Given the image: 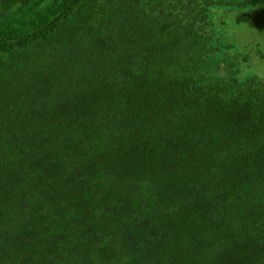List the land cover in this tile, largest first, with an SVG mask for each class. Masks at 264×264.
Segmentation results:
<instances>
[{
    "label": "trees",
    "instance_id": "trees-1",
    "mask_svg": "<svg viewBox=\"0 0 264 264\" xmlns=\"http://www.w3.org/2000/svg\"><path fill=\"white\" fill-rule=\"evenodd\" d=\"M264 0H0V264H264Z\"/></svg>",
    "mask_w": 264,
    "mask_h": 264
},
{
    "label": "rangeland",
    "instance_id": "rangeland-1",
    "mask_svg": "<svg viewBox=\"0 0 264 264\" xmlns=\"http://www.w3.org/2000/svg\"><path fill=\"white\" fill-rule=\"evenodd\" d=\"M227 30L230 36L247 51H253L251 45L260 42L264 47V13L260 9L233 11L229 14Z\"/></svg>",
    "mask_w": 264,
    "mask_h": 264
}]
</instances>
